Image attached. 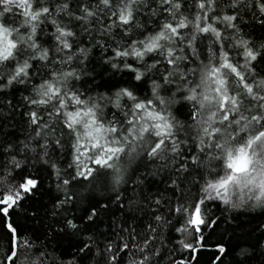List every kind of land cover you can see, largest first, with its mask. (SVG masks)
Instances as JSON below:
<instances>
[{
	"label": "snow or ice",
	"instance_id": "snow-or-ice-1",
	"mask_svg": "<svg viewBox=\"0 0 264 264\" xmlns=\"http://www.w3.org/2000/svg\"><path fill=\"white\" fill-rule=\"evenodd\" d=\"M209 250L264 264V0H0V264Z\"/></svg>",
	"mask_w": 264,
	"mask_h": 264
},
{
	"label": "trees",
	"instance_id": "trees-1",
	"mask_svg": "<svg viewBox=\"0 0 264 264\" xmlns=\"http://www.w3.org/2000/svg\"><path fill=\"white\" fill-rule=\"evenodd\" d=\"M20 222H21V224H25V225L30 224V222L25 221L23 219H21ZM211 256H212V252L210 250L201 253L200 256H199L200 264H210Z\"/></svg>",
	"mask_w": 264,
	"mask_h": 264
}]
</instances>
